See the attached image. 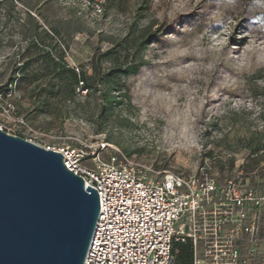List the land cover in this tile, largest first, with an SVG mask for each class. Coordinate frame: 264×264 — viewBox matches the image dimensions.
Returning a JSON list of instances; mask_svg holds the SVG:
<instances>
[{"label": "rangeland", "instance_id": "obj_1", "mask_svg": "<svg viewBox=\"0 0 264 264\" xmlns=\"http://www.w3.org/2000/svg\"><path fill=\"white\" fill-rule=\"evenodd\" d=\"M116 44L142 65L110 99L55 77L57 62L93 74ZM0 95L12 134L213 182L201 209L243 264H262L264 0H0Z\"/></svg>", "mask_w": 264, "mask_h": 264}, {"label": "built area", "instance_id": "obj_2", "mask_svg": "<svg viewBox=\"0 0 264 264\" xmlns=\"http://www.w3.org/2000/svg\"><path fill=\"white\" fill-rule=\"evenodd\" d=\"M0 128L12 134L1 122ZM41 146L62 153L66 167L99 193L100 211L84 264H177L181 244L191 246L190 264L246 262L201 209V190L215 191L213 182L170 174L153 178L125 156L105 155V145Z\"/></svg>", "mask_w": 264, "mask_h": 264}, {"label": "water", "instance_id": "obj_3", "mask_svg": "<svg viewBox=\"0 0 264 264\" xmlns=\"http://www.w3.org/2000/svg\"><path fill=\"white\" fill-rule=\"evenodd\" d=\"M99 211L62 153L0 128V264H84Z\"/></svg>", "mask_w": 264, "mask_h": 264}, {"label": "trees", "instance_id": "obj_4", "mask_svg": "<svg viewBox=\"0 0 264 264\" xmlns=\"http://www.w3.org/2000/svg\"><path fill=\"white\" fill-rule=\"evenodd\" d=\"M141 36L142 39L136 42V49H140L145 47L146 44H149V40L144 38L143 33ZM123 49L126 50V48H118L116 44L101 53L102 60L98 61L97 56H94L91 60L94 73L91 75H87L85 72H77L73 68H67L65 63L59 62L54 64V68H58L54 75L58 79H63L64 73L68 72L69 77L66 79L69 81V86L72 91L76 89L80 82L87 87L88 91L96 89L99 84H105L107 92L104 95H106V99H110L108 98V94L111 89L120 90V87L115 86L114 81L122 76L136 73L142 65V62H136L132 58L130 59L128 53L123 54ZM104 61L110 62V66L106 69H103ZM179 246L180 253L177 257V264H190L192 259L191 246L189 244H181Z\"/></svg>", "mask_w": 264, "mask_h": 264}]
</instances>
